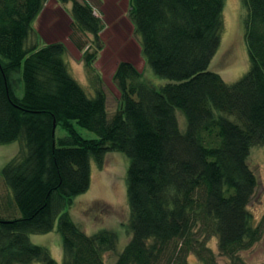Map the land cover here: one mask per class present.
<instances>
[{
	"label": "trees",
	"instance_id": "16d2710c",
	"mask_svg": "<svg viewBox=\"0 0 264 264\" xmlns=\"http://www.w3.org/2000/svg\"><path fill=\"white\" fill-rule=\"evenodd\" d=\"M61 1L73 4V31L101 48L104 23L94 7ZM242 1L250 67L228 83L209 69L225 0H129L146 63L166 83L146 82L132 63H119L113 81L121 105L110 116L102 80L95 75L90 96L68 69L64 43L28 46L47 0H0V145H24L0 170L8 189L0 200V264H59L30 239L56 225L61 264H106L117 233L87 234L69 209L90 188L92 161L101 168L111 151L130 160L131 238L114 264H188L190 255L216 264L213 237L230 264H246L240 252L263 234L248 209L258 185L248 158L252 147H264V0ZM95 55L85 53L91 70ZM75 125L98 137L84 138ZM58 126L65 137H56Z\"/></svg>",
	"mask_w": 264,
	"mask_h": 264
},
{
	"label": "rangeland",
	"instance_id": "374dc122",
	"mask_svg": "<svg viewBox=\"0 0 264 264\" xmlns=\"http://www.w3.org/2000/svg\"><path fill=\"white\" fill-rule=\"evenodd\" d=\"M90 3L95 14L104 23L99 34L101 48L93 44V37L80 30L73 31L71 8L72 2L47 0L42 11L34 22L35 33L28 40V46L39 48L47 43L62 42L67 47L66 62L72 76L84 87L86 92L95 94V75L102 80V87L107 96V108L112 116L120 107V92L113 81V75L119 63L128 61L141 73L146 82L165 84L166 80L158 78L148 67L142 52L139 37L135 33L130 18L129 0H79ZM247 9L242 0H225L222 14L223 26L220 47L212 59L209 69L219 73L228 83L240 79L250 67L249 55L245 40V18ZM74 39L81 48H78ZM95 55L89 69L85 53ZM13 86L19 96L23 94L19 75L14 77ZM180 127L185 128V117L178 112ZM77 131L86 139L98 135L79 125ZM67 131L61 126L56 130V137H65ZM24 145L20 141L0 145V170L15 156L20 155ZM130 160L122 152L111 151L105 155L103 166L98 167L92 161V181L90 188L77 196L69 212L73 220L87 233L93 234L106 229L118 235L117 249L105 254V263L114 264L117 253L122 251L130 240L127 230L130 221V204L127 195V171ZM248 164L258 179V185L248 204L256 225H261V239L250 249L240 252L246 264L264 263V147L254 146L251 149ZM8 189L0 174V200L7 199ZM33 243L47 247L59 264L63 260L62 238L57 225L49 233L30 234ZM208 246L215 254L216 264H230V260L220 255L218 239L213 237ZM31 264H43L33 262ZM188 264H201L196 255H190Z\"/></svg>",
	"mask_w": 264,
	"mask_h": 264
},
{
	"label": "water",
	"instance_id": "95a60500",
	"mask_svg": "<svg viewBox=\"0 0 264 264\" xmlns=\"http://www.w3.org/2000/svg\"><path fill=\"white\" fill-rule=\"evenodd\" d=\"M56 126H54V129H55Z\"/></svg>",
	"mask_w": 264,
	"mask_h": 264
}]
</instances>
